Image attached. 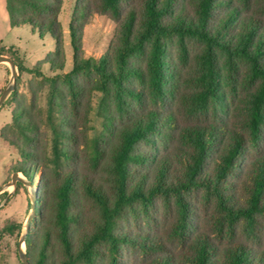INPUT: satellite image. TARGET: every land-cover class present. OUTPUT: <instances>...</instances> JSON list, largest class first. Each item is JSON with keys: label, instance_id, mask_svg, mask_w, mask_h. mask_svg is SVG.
Masks as SVG:
<instances>
[{"label": "trees", "instance_id": "16d2710c", "mask_svg": "<svg viewBox=\"0 0 264 264\" xmlns=\"http://www.w3.org/2000/svg\"><path fill=\"white\" fill-rule=\"evenodd\" d=\"M5 2L12 26L29 25L55 42L54 50L32 67L13 46H0V54H10L19 73L49 80L54 97L61 80L73 101L76 77L93 72L120 118L127 116L110 148L93 147L90 166L105 173L101 180L80 172L73 164L75 152L61 148L60 137H70V121L54 128V166L73 165L53 187L50 216L42 224V217L33 219L34 227L26 232L29 263L264 264V18L241 14L225 0H139L120 21L111 50L86 58L79 37L85 10L76 4L69 25L73 66L58 73L65 64L58 18L62 0ZM124 2L100 0L99 7L120 18ZM171 42L180 56L189 42L200 47L187 76L167 66ZM220 58L229 86H234L236 68H244V131L222 129L203 117L212 105H223ZM45 66L56 74H44ZM17 93L13 90L6 101H16ZM169 97L179 99L177 109L166 105ZM22 100L0 139L18 149L20 160L12 171L33 181L39 124ZM198 195L203 204L213 205L207 232L192 228ZM158 202L173 214L162 231L151 226ZM44 208L37 199L35 212Z\"/></svg>", "mask_w": 264, "mask_h": 264}, {"label": "rangeland", "instance_id": "374dc122", "mask_svg": "<svg viewBox=\"0 0 264 264\" xmlns=\"http://www.w3.org/2000/svg\"><path fill=\"white\" fill-rule=\"evenodd\" d=\"M138 1L125 0L121 17L114 18L109 13L101 11L100 0H62L58 18L64 35L61 58L65 64L58 73H66L73 66L74 48L71 44L69 25L71 20H75L73 16L78 11L76 4L79 7L82 6L80 9L85 10L83 29L79 34L82 54L86 58H100L111 50L117 38L120 21L124 18L126 11L130 7L136 6ZM183 2H187V0H183ZM225 2L227 5L236 7L235 10L241 14H259L264 18V13H261L264 8V0H225ZM5 44L14 46L24 58L25 64L30 67L42 62L47 53L55 48L54 39L49 33L41 37L37 31L33 32L29 25L14 27L6 35L4 44L1 45ZM187 47V53L180 56L176 43L171 42L166 54L168 68L181 71L184 76L193 72L195 57L200 49L194 42H189ZM7 55L11 56L10 54ZM7 64L9 63L7 62ZM220 65L222 75L219 78V93L220 102H223V105L221 103L212 105L203 117L207 119L206 121L218 123L222 129L244 131L242 124L246 118L245 105L248 102L247 90L241 83L244 68H236L234 86H229L225 79L226 70L222 58H220ZM52 71L49 66L43 67L44 74H56ZM5 72L4 69H0V79L6 74ZM11 78L12 73L6 84L11 81ZM76 79L78 82L75 89L76 97L72 101L69 88L61 80L57 84L59 92L54 97L52 84L49 80L42 76H35L32 72L19 73L15 88L19 98H15L16 101L5 100L0 106V130L11 122L18 99L25 101L30 110V117L39 124V132L37 133L39 139L37 163L39 166L35 177L32 181L22 173H18L24 180H30L33 187L19 180L16 186L7 184L11 181L14 172L11 169L12 165L20 160V155L17 147L0 139V264H23L19 255V246L22 236L26 234V226L31 214V194L34 190L36 200L44 201L45 208L32 215L29 221L30 228L34 227L33 219L42 217V224L50 216L53 187L62 179L70 165L74 164V167L80 172L88 173L97 179L105 178V173L99 167L94 169L90 166L89 158L95 144H100L101 148L104 149L110 148L115 141L117 129L122 126V122L126 120L127 116L120 118L113 99L99 89V82L95 73H80ZM52 100H54V104L51 103ZM146 100L145 106L151 108L152 103L148 98ZM166 100L168 107L177 109V101L179 100L177 97H169ZM139 110V112L145 110L144 106ZM50 115L53 122L49 119ZM65 121L67 123L70 121L67 127L70 137L61 136L60 146L64 150L70 148L75 152V162L68 165L65 162H59V166L55 167L52 160L54 128L61 127ZM261 146L264 148V139ZM192 209L193 230L195 232L209 231L208 221L213 205L203 204L198 195L194 199ZM155 210L156 222H153L151 226L159 231L166 230L173 219L171 210L166 211L161 202H158ZM142 228H147V225L142 223ZM22 248L27 253L25 241L22 242Z\"/></svg>", "mask_w": 264, "mask_h": 264}, {"label": "water", "instance_id": "95a60500", "mask_svg": "<svg viewBox=\"0 0 264 264\" xmlns=\"http://www.w3.org/2000/svg\"><path fill=\"white\" fill-rule=\"evenodd\" d=\"M1 62H8L9 63V65L11 67L12 78H11V81L8 84L5 85V87L2 90V93L0 94V106L5 102V100L9 96V94L13 90H15V88H16V79H17V77L19 75V70H18V67L16 65V62L11 56H9L7 54H0V63ZM18 180L24 182L25 184H29L30 186L33 187L32 182L30 180L26 181L23 178H21L18 175L17 171H14L12 173L11 181H9L7 184L8 185L9 184H14L16 186V183H17ZM35 208H36V193H35V190H34L32 192V194H31V214H30V216L28 218V222H27V226H26V232L29 229V221L31 220L32 215L35 213ZM25 236H26V234H24L22 236L21 240H20L19 255H20V258H21L23 264H30L28 255H27L26 251L23 250V248H22V242L25 241Z\"/></svg>", "mask_w": 264, "mask_h": 264}, {"label": "crops", "instance_id": "0c3cea01", "mask_svg": "<svg viewBox=\"0 0 264 264\" xmlns=\"http://www.w3.org/2000/svg\"><path fill=\"white\" fill-rule=\"evenodd\" d=\"M14 27H20V26L11 25L9 14L6 8V2L5 0H0V46L9 47L8 46L9 44H5V45H1V44H4L6 35L10 33ZM0 69H4L6 71L5 72L6 74H4L3 77L0 79V94H1L3 88L5 87V84L11 77V70H10V65L7 64V62H1Z\"/></svg>", "mask_w": 264, "mask_h": 264}, {"label": "bare ground", "instance_id": "6f19581e", "mask_svg": "<svg viewBox=\"0 0 264 264\" xmlns=\"http://www.w3.org/2000/svg\"><path fill=\"white\" fill-rule=\"evenodd\" d=\"M9 187V186H8Z\"/></svg>", "mask_w": 264, "mask_h": 264}]
</instances>
